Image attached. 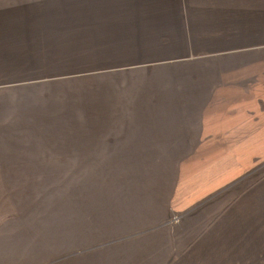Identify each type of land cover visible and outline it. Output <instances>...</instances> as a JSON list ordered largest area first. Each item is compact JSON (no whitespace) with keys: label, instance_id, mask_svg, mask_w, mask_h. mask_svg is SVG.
I'll list each match as a JSON object with an SVG mask.
<instances>
[{"label":"crops","instance_id":"crops-1","mask_svg":"<svg viewBox=\"0 0 264 264\" xmlns=\"http://www.w3.org/2000/svg\"><path fill=\"white\" fill-rule=\"evenodd\" d=\"M0 264H264V0H0Z\"/></svg>","mask_w":264,"mask_h":264},{"label":"rangeland","instance_id":"rangeland-1","mask_svg":"<svg viewBox=\"0 0 264 264\" xmlns=\"http://www.w3.org/2000/svg\"><path fill=\"white\" fill-rule=\"evenodd\" d=\"M64 171H78L79 178H64V179H40L38 180V186L41 188L39 196L41 197V203L47 204V202L54 198V194H49L47 187H54L57 190L68 191L72 190L73 194L78 195L81 202H97L100 203V188L91 189L90 186H100V163L89 164H61ZM72 168V169H71ZM59 169V168H58ZM89 188V189H88ZM45 190V191H44ZM42 193V194H41ZM56 201L58 194L55 196ZM75 197V196H73ZM54 201V199H53ZM92 206V205H90ZM178 218L172 219V224L178 223ZM171 221V220H170Z\"/></svg>","mask_w":264,"mask_h":264}]
</instances>
